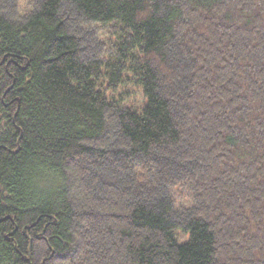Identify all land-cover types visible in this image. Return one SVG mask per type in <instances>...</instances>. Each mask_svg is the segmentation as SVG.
Segmentation results:
<instances>
[{
  "label": "trees",
  "instance_id": "trees-1",
  "mask_svg": "<svg viewBox=\"0 0 264 264\" xmlns=\"http://www.w3.org/2000/svg\"><path fill=\"white\" fill-rule=\"evenodd\" d=\"M11 3L0 264H264V0Z\"/></svg>",
  "mask_w": 264,
  "mask_h": 264
},
{
  "label": "rangeland",
  "instance_id": "rangeland-1",
  "mask_svg": "<svg viewBox=\"0 0 264 264\" xmlns=\"http://www.w3.org/2000/svg\"><path fill=\"white\" fill-rule=\"evenodd\" d=\"M11 6L14 9L12 14L14 16H20L23 15V13L27 12L32 7V0H11ZM6 6L9 9L10 4L9 0H6ZM89 27H92V25H89ZM97 30V36L96 38L100 40V42L108 43L109 40H111L112 35L109 34V30L104 27H96ZM95 38V37H94ZM95 40V39H94ZM99 46V44H98Z\"/></svg>",
  "mask_w": 264,
  "mask_h": 264
}]
</instances>
